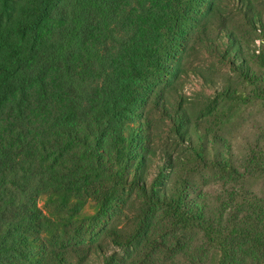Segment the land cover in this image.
Returning a JSON list of instances; mask_svg holds the SVG:
<instances>
[{
    "label": "trees",
    "instance_id": "trees-1",
    "mask_svg": "<svg viewBox=\"0 0 264 264\" xmlns=\"http://www.w3.org/2000/svg\"><path fill=\"white\" fill-rule=\"evenodd\" d=\"M229 1L246 15L251 0ZM222 2L0 0V264H207V247L219 264H264V207L243 201L220 222L193 181L237 173L222 139L192 133L179 85ZM227 49L264 103V59ZM160 119L173 139L159 148Z\"/></svg>",
    "mask_w": 264,
    "mask_h": 264
},
{
    "label": "rangeland",
    "instance_id": "rangeland-1",
    "mask_svg": "<svg viewBox=\"0 0 264 264\" xmlns=\"http://www.w3.org/2000/svg\"><path fill=\"white\" fill-rule=\"evenodd\" d=\"M222 1L223 17L219 20L222 22L213 21L214 28H209L206 37L200 34L192 41L182 66L186 73L179 85L187 96L184 108L188 118L192 125L195 124L192 133L195 135V128L214 133L222 139L217 147L228 145L232 151L236 175L200 172L193 179L197 189L210 204L216 219L225 222L232 205L241 206L246 201L259 209L264 207V103L251 99V87L243 82L239 74L232 72L228 65L231 52L227 49L231 47L235 51L241 45L245 51V60L253 68V61L264 59V0H251L246 15L239 13L229 0ZM253 16L262 19L254 33L251 25ZM224 31L227 32L226 37ZM192 73H198L201 77ZM219 85L231 86L243 93L246 100L239 104L220 98L215 101L210 87ZM155 127L156 135L161 138V141L156 142L157 147L173 139L172 131L163 124V119L157 120ZM201 170L197 168L196 172ZM231 194L237 195L238 203L228 198ZM93 213L92 206L88 205L85 214ZM188 241H191L196 252H201L202 240L199 235L191 236ZM207 248V264H219L216 250Z\"/></svg>",
    "mask_w": 264,
    "mask_h": 264
}]
</instances>
